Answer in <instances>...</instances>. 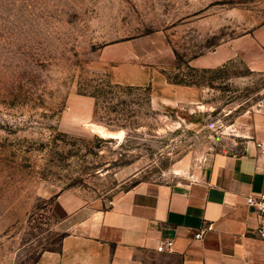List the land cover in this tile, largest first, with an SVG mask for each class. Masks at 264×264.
I'll return each mask as SVG.
<instances>
[{"label":"rangeland","instance_id":"1","mask_svg":"<svg viewBox=\"0 0 264 264\" xmlns=\"http://www.w3.org/2000/svg\"><path fill=\"white\" fill-rule=\"evenodd\" d=\"M263 24L264 0H0V264L59 249L61 196L105 207L138 183L241 154L264 69L193 61ZM122 66L152 82L119 84ZM183 88L201 100L177 103Z\"/></svg>","mask_w":264,"mask_h":264},{"label":"crops","instance_id":"2","mask_svg":"<svg viewBox=\"0 0 264 264\" xmlns=\"http://www.w3.org/2000/svg\"><path fill=\"white\" fill-rule=\"evenodd\" d=\"M234 58L264 69V24L193 66L214 69ZM116 77L127 86L152 82V73L138 66H122ZM201 98V91L183 88L176 101ZM182 178L138 183L105 207H76L69 196L59 197L64 236L58 250L43 252L35 264H264L260 222L246 204L248 196L264 193V106L241 154L212 155ZM167 240L173 251H158Z\"/></svg>","mask_w":264,"mask_h":264},{"label":"built area","instance_id":"3","mask_svg":"<svg viewBox=\"0 0 264 264\" xmlns=\"http://www.w3.org/2000/svg\"><path fill=\"white\" fill-rule=\"evenodd\" d=\"M261 106H264V99L261 102ZM246 204L249 208H252L254 213L256 214L260 224L257 229L258 237L264 241V193L258 195H250L246 198ZM203 237V233H199L196 235V239H201ZM174 245L172 241H164L158 247V251L163 252L167 250L169 252L173 251Z\"/></svg>","mask_w":264,"mask_h":264},{"label":"bare ground","instance_id":"4","mask_svg":"<svg viewBox=\"0 0 264 264\" xmlns=\"http://www.w3.org/2000/svg\"><path fill=\"white\" fill-rule=\"evenodd\" d=\"M99 132H100L104 137H108V138H121V137H122V133L114 134V133L106 132V131H104L103 129H100Z\"/></svg>","mask_w":264,"mask_h":264}]
</instances>
